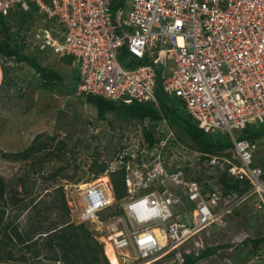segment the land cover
Listing matches in <instances>:
<instances>
[{"label":"built area","instance_id":"obj_1","mask_svg":"<svg viewBox=\"0 0 264 264\" xmlns=\"http://www.w3.org/2000/svg\"><path fill=\"white\" fill-rule=\"evenodd\" d=\"M30 6L60 26L55 38L42 29L33 38L75 63L77 94L156 104L155 67L171 63L164 91L184 103L204 133L220 131L231 142L223 155L208 156L207 167L249 184L223 201L217 189L202 193L196 181L168 173L158 155L143 162L152 152L138 148L136 157L127 154L133 162L120 156L103 173L107 181L99 176L78 189L76 220L92 226L109 261L107 246L118 264H155L171 254L172 264H183V254L198 255L206 246L201 232L224 227L242 200L256 196L253 212L264 213V168L252 162L257 145L233 134L264 121V0H0V15ZM2 82L0 60V90ZM138 156L142 164L135 162ZM121 165L126 195L118 200L109 172ZM166 179L176 188H162ZM172 203L184 205L182 216ZM248 237L237 232L232 244ZM262 254L257 250L253 259Z\"/></svg>","mask_w":264,"mask_h":264},{"label":"trees","instance_id":"obj_2","mask_svg":"<svg viewBox=\"0 0 264 264\" xmlns=\"http://www.w3.org/2000/svg\"><path fill=\"white\" fill-rule=\"evenodd\" d=\"M37 14H39L37 10L33 6H30L28 11L16 8L7 16L0 15V60L4 84H8V70L11 67L9 61H15L17 63H26L31 67L39 77L38 89L47 91L50 88L52 89L56 83L62 82L64 78L52 67H45L40 64L36 60V56L31 57L27 55L25 53V49L28 46L27 42L20 37L21 30L28 23H32L36 19ZM15 26L17 29H15ZM37 29L40 28H36L35 26L33 32H31V38L32 41L38 44L33 38V34ZM123 54H126L125 50H123ZM57 58L61 62L70 65L72 63L67 58H59L58 56ZM158 77L157 75L156 86L154 88L156 104L136 100H133L130 104H126L122 101L105 99L96 95L77 94V84L74 87L75 95L71 92L73 95L68 94V96H73L78 101L84 100L85 103L91 105L96 111L97 119L100 121H105L108 114H113L123 121L143 125L141 132L144 142L139 145L140 149L138 153L140 151L154 153L160 147L162 149L164 147V150L167 151L171 146L177 147V143H182L197 153L199 164H206L209 160V155L220 156L226 150L232 148L226 134L220 131L213 134L204 133L198 123L187 113L184 103L179 98L164 91L161 85L163 80L159 83ZM75 78L78 82L77 76ZM71 90L72 88L69 87L68 91L70 92ZM168 98H175L178 100V102L176 101L177 104L175 105L173 99ZM162 122H166L174 130V137L166 138V134H163L160 138L156 136L155 130L157 124ZM262 137H264V121L259 124L248 125L238 134V139H245L256 145ZM47 148H51V144L42 142L37 146L32 144L26 150L14 154L16 158L25 159L37 153H44L41 158L37 159L39 166L31 165L29 171L31 175L40 176V179H42V183H44L43 187H45L44 190L47 191L45 195L48 197L47 200L41 197L38 200H30L28 203H25L26 198H19V194L14 186L6 185L2 178H0V237L3 239L0 241V264H109L104 255L103 245L96 239L94 231L90 229V225L87 223L76 224L71 219L62 187L48 184L51 180L55 181L56 175L54 173L46 174L45 176L42 174L41 170L44 163L55 158L60 161L59 155L55 154L52 150L47 151ZM124 149V146L116 147L114 153L124 154ZM157 154L158 152L155 153V155ZM0 155L6 157V154L3 152ZM155 155L150 156L146 154L143 162L153 160ZM158 156L160 157V155ZM138 157L139 159L135 162L142 164L140 156ZM123 160L124 162H133L129 155H124ZM92 166L96 167L95 176L103 174L110 168L106 163H101L98 166L95 163ZM207 168L209 169V167ZM210 170L213 173L206 176H203L199 171L197 175H188L187 169L178 168H173L167 172H179L186 181H196L200 184L202 193L206 191L212 192L213 189H217L221 193L223 201L239 196L249 189V184L245 181L232 178L226 172L220 173L217 169ZM125 176V165H121L115 171L109 172V178L118 200L126 195ZM24 182V179L19 178L18 184L15 186L21 185L24 191ZM51 189L52 191H50ZM253 196L242 200L234 207L233 214L226 216L224 219V227L228 220L234 218L237 221L238 219L242 220V223L240 222L241 226H247L244 223L247 220L246 218H249L248 216L254 215L257 217L259 221L258 236L256 238L248 237L242 245L233 244L237 249H240L241 246L245 248L247 245H251V249L246 255L252 259L257 250H261L264 254V213L253 212L255 200L249 205L247 203L243 205L245 201ZM181 198L184 199L183 196ZM190 207L192 206L188 205V208ZM27 208H29V211L26 213V222L23 227H20L16 221L19 220V217L24 214ZM244 208L247 210L242 212L241 209ZM7 210L15 211V215L11 217V220L6 216ZM180 215L182 216V213ZM254 219L257 222V219ZM16 247L21 251L19 256L13 254V250ZM231 247L230 244L205 246L203 250H200L198 255H195V253L183 254V264H196L199 261L216 256L219 250ZM240 251L241 249L236 252ZM263 254L260 262L264 261ZM166 258L171 259L173 255L171 254ZM234 261L245 262L241 257L235 258Z\"/></svg>","mask_w":264,"mask_h":264},{"label":"rangeland","instance_id":"obj_3","mask_svg":"<svg viewBox=\"0 0 264 264\" xmlns=\"http://www.w3.org/2000/svg\"><path fill=\"white\" fill-rule=\"evenodd\" d=\"M126 7L128 9V4L124 10ZM115 15L119 16L117 13ZM121 15H126V13ZM34 23L36 28L50 30L52 37L56 36L60 29V26L56 23L47 20L41 14H37L36 19L21 30L20 37L28 45L25 53L31 57L36 56V60L40 64L57 70L64 79L47 91L38 89L39 77L31 67L26 63L9 61L11 67L8 70V84H4L5 81H3L0 91V153L6 154V157L0 155V178L6 185L14 186L19 198H26L25 203L30 200H38L41 197L47 200L48 197L45 196L47 191L44 190L42 179H40V176L31 175L29 171L31 165L39 166L37 159L41 158L44 153H37L25 159L16 158L14 154L26 150L32 144L35 146L42 142L51 144V148H47V151L52 150L55 154H58L60 161L55 158L44 163L41 170L42 174L44 176L52 173L56 175L55 181L51 180L48 184L62 187L70 217L78 223V220H76L77 214L82 209V201L78 195L79 185L98 177L95 176L96 167L92 165L96 163V166H98L101 163H106L110 167H114L119 164L117 160L120 156L129 154L133 155V158L136 157L139 145L144 142L141 132L143 125L123 121L113 114H108L105 121H100L97 119L96 111L91 105L85 103L84 100L78 101L73 96H68V94L73 95L71 92L75 95L74 87L77 84L75 77L78 75L77 66L75 63L70 65L59 61L57 53L52 49L42 48L35 41H32L31 32L35 28ZM15 29H17L16 26ZM170 66L171 63L168 62L164 66L155 67L159 76V83L168 74ZM69 87L72 88L70 92L68 91ZM168 99H173L175 105L177 104L176 101L178 102L175 98ZM238 133L237 130H233L235 136H238ZM155 134L159 138L163 134H166V138L175 136L174 130L166 122L157 124ZM120 146L125 147L124 154H115L116 147ZM176 146H171L167 151L164 150V147L163 149L160 147L158 151L156 150L153 153L155 155L158 152L157 155H160L161 164L166 171L169 172L173 168L187 169V174L192 176L197 175L198 171L203 176L213 173L206 167L205 163L199 164L196 152H193L182 143H177ZM256 147L252 157L253 165L264 168V137L259 140ZM19 178L25 180L24 191L21 185L15 186L18 184ZM160 186L169 190L176 188L167 179ZM255 199L256 196L250 197L243 205L246 203L249 205ZM183 207L184 205L181 203L170 205L174 214L182 213L184 211ZM246 210V208L241 209L242 212ZM28 211L29 208L16 221L20 227H23L26 222ZM14 215L15 211H6L9 220ZM248 217L244 223L247 224V226L244 225L245 227L241 226V219L237 221L234 218L228 220L225 227L212 225L201 232L202 238L204 241L206 240V246L230 244L232 247L219 250L216 256L209 257L196 264H264V261H255L251 257H247L246 254L250 251L251 245H247L245 248L241 246V251L236 252L240 249L232 244L233 236L237 232H244L250 238L258 236L259 221L257 217L254 215ZM253 217L257 219V222ZM184 220L189 224L190 221L187 216ZM90 229L92 230V226H90ZM96 239L100 240L98 235ZM2 240L0 237V241ZM20 253L21 251L17 247L13 250L15 256H19ZM237 257H241L245 262L234 261ZM155 264L172 263L171 260L167 259L166 261L160 260Z\"/></svg>","mask_w":264,"mask_h":264},{"label":"bare ground","instance_id":"obj_4","mask_svg":"<svg viewBox=\"0 0 264 264\" xmlns=\"http://www.w3.org/2000/svg\"><path fill=\"white\" fill-rule=\"evenodd\" d=\"M101 180H104V181H107V178L105 176H102ZM80 186V185H79ZM86 185H84V183L81 185V189L85 188ZM82 206V205H81ZM106 251H107V254L110 258V261H111V264H118V262H116V258L115 256L113 255L112 251H111V248L109 246H107L106 248Z\"/></svg>","mask_w":264,"mask_h":264},{"label":"clouds","instance_id":"obj_5","mask_svg":"<svg viewBox=\"0 0 264 264\" xmlns=\"http://www.w3.org/2000/svg\"><path fill=\"white\" fill-rule=\"evenodd\" d=\"M150 156H153V154H151ZM102 175H103V174H101V175H99V176H102ZM99 176H98V177H99ZM96 178H97V177H96ZM84 184H85V183H84ZM66 202H67V201H66ZM76 224H78V223H76ZM243 233H244V232H243ZM203 249H204V248H203ZM203 249H201V250H203ZM104 255H105V254H104ZM106 258H107V257H106ZM107 260H108V259H107ZM108 262H109V264H111L109 260H108Z\"/></svg>","mask_w":264,"mask_h":264}]
</instances>
